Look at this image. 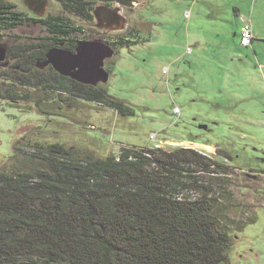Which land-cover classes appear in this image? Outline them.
<instances>
[{
	"label": "rangeland",
	"instance_id": "374dc122",
	"mask_svg": "<svg viewBox=\"0 0 264 264\" xmlns=\"http://www.w3.org/2000/svg\"><path fill=\"white\" fill-rule=\"evenodd\" d=\"M10 1L17 10L30 11L27 1ZM106 1L95 0L100 17ZM46 2L51 13L59 11L56 1ZM108 2L119 16L116 26L100 18L96 25L82 24L83 31L114 36L128 27L135 42L108 56L112 68L91 84L104 87L131 115L81 99L51 107L48 114L31 103L2 100L0 171L30 170L15 147L25 151L35 144L60 143L76 157L100 158L116 156L124 147H192L212 165L199 167L197 187L191 184L181 194L201 200L232 237L228 264H264V176L249 175V168L264 171V0ZM238 15L252 26L249 48L239 45ZM14 34L41 32L22 24ZM0 44L7 47V39L0 38ZM6 68L0 65V72Z\"/></svg>",
	"mask_w": 264,
	"mask_h": 264
},
{
	"label": "trees",
	"instance_id": "16d2710c",
	"mask_svg": "<svg viewBox=\"0 0 264 264\" xmlns=\"http://www.w3.org/2000/svg\"><path fill=\"white\" fill-rule=\"evenodd\" d=\"M55 1L87 15L86 0ZM24 18L10 0H0L9 60L0 72V101L31 103L48 114L81 99L131 115L104 87L41 69L48 51L42 41L17 35L10 41ZM53 22L50 33H67L64 18ZM31 146L43 155L15 147L30 170L0 171V264H228L232 237L201 200L181 194L197 187L199 167L212 165L204 155L183 147H128L116 156L76 157L60 143Z\"/></svg>",
	"mask_w": 264,
	"mask_h": 264
},
{
	"label": "flooded vegetation",
	"instance_id": "af4514ba",
	"mask_svg": "<svg viewBox=\"0 0 264 264\" xmlns=\"http://www.w3.org/2000/svg\"><path fill=\"white\" fill-rule=\"evenodd\" d=\"M86 1L89 3L88 9H87V15L81 16V14L74 9H71V10L65 9L63 7V4L58 1H56L59 5L58 7L59 11L57 13L55 14L51 13L50 12L51 6L48 5L47 2H45L44 13L42 15H38L42 13V11H39L36 6L35 2H38V1L37 0H25V2L29 6L30 11L27 10V13L22 12L25 17L23 26H26L28 28L39 27L41 34L34 35V36L33 35H30V36L23 35L22 37L28 43H32L38 40L42 41L47 46L48 51L46 55L50 51H55L56 53H61V54L74 53L78 44L81 42L82 43L98 42V43L109 46L112 50V55L115 56L116 50L127 47L132 43L134 44L135 41L133 40L130 41L128 38L129 36H133V33H131V31L128 30V27H124V30H121L120 34H117L114 36H111V35L99 36L96 34V32H92V31L87 32V33L84 32L83 31L84 28L82 24L96 25V21L97 23H99L100 18H103V22L107 24L109 27L116 26L115 24H117L119 21V16L116 14H113L111 10V9H114V10L116 9L113 8V5H111V2H108V0L104 3L105 8L107 10H104L103 17H100L99 12L101 11H96L97 7L95 6L96 4L95 0H86ZM127 4L129 5V3ZM119 13L122 16L123 10H121V12ZM55 17L64 18L65 21H67L68 27H69V29L66 30L67 33H61L58 31L56 34L50 33V29L55 23L53 22V19H55ZM14 31L15 30H13L12 33L10 34V38H9L10 41L14 40V37L16 35L14 34ZM92 33L96 34V36ZM96 37L99 39L96 40ZM0 47H3L4 49H6V45L0 44ZM46 55H45V60L40 64V66H42L41 69H46L48 71H51L52 69L54 72H56L49 63L45 64L47 62ZM0 64L6 65L5 58L3 59V61H0ZM110 68H112V61L107 60V57L103 58L100 63V67H99L100 72L96 79H100L103 77L105 78L107 73L110 71ZM64 77H67V76H64ZM67 78L71 79L70 77H67ZM87 85H90V84H87ZM249 170H250L249 175L254 178L256 176H264L263 170H258V169H253V168H249Z\"/></svg>",
	"mask_w": 264,
	"mask_h": 264
},
{
	"label": "water",
	"instance_id": "95a60500",
	"mask_svg": "<svg viewBox=\"0 0 264 264\" xmlns=\"http://www.w3.org/2000/svg\"><path fill=\"white\" fill-rule=\"evenodd\" d=\"M37 8L42 13L45 11L46 0H37ZM36 3V2H35ZM112 54L109 46L93 42L79 43L74 53H56L50 51L46 55L47 63L60 75L70 77L81 84H90L96 79L100 72V63L103 58ZM5 57V49L0 47V61ZM41 68V66H39ZM202 128H205L202 126Z\"/></svg>",
	"mask_w": 264,
	"mask_h": 264
},
{
	"label": "built area",
	"instance_id": "2783aa9c",
	"mask_svg": "<svg viewBox=\"0 0 264 264\" xmlns=\"http://www.w3.org/2000/svg\"><path fill=\"white\" fill-rule=\"evenodd\" d=\"M238 20L240 22L239 33H238L239 45L241 47H244V48H249V47H251V43L253 41L252 26L250 24L249 19H247L246 17H244L242 15H238ZM173 110H175L174 113H176V114L179 112L177 107H175ZM155 137H156L155 135H150L149 139H155ZM126 148H128V147H126ZM183 148H192V147L184 146ZM135 149H140V148H135ZM19 150L22 153H25V154H28V155H34V156H41L44 153L41 150H39L37 148H34V147L30 146V145L28 146V148L25 151H22L21 149H19ZM140 150L143 151V149H140ZM195 151H197V150H195ZM197 152L202 154V155H204L207 158H210L205 153H202L200 151H197Z\"/></svg>",
	"mask_w": 264,
	"mask_h": 264
},
{
	"label": "crops",
	"instance_id": "0c3cea01",
	"mask_svg": "<svg viewBox=\"0 0 264 264\" xmlns=\"http://www.w3.org/2000/svg\"><path fill=\"white\" fill-rule=\"evenodd\" d=\"M234 12H235V15H237L239 13V9L237 6H234ZM238 33H239V30H238ZM253 40H254V35H253Z\"/></svg>",
	"mask_w": 264,
	"mask_h": 264
},
{
	"label": "bare ground",
	"instance_id": "6f19581e",
	"mask_svg": "<svg viewBox=\"0 0 264 264\" xmlns=\"http://www.w3.org/2000/svg\"><path fill=\"white\" fill-rule=\"evenodd\" d=\"M193 145H195V144H193Z\"/></svg>",
	"mask_w": 264,
	"mask_h": 264
}]
</instances>
